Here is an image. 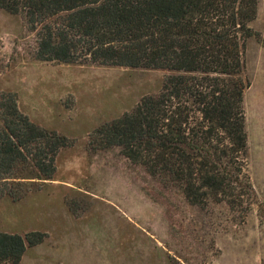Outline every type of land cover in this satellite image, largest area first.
<instances>
[{
  "label": "trees",
  "instance_id": "trees-1",
  "mask_svg": "<svg viewBox=\"0 0 264 264\" xmlns=\"http://www.w3.org/2000/svg\"><path fill=\"white\" fill-rule=\"evenodd\" d=\"M36 33V58L62 63L167 70L158 95L102 124L90 150L120 147L186 201L205 209L224 203L244 221L254 204L244 93L247 43L261 40L251 23L259 0H0ZM0 198L20 200L32 180H50L72 141L0 96ZM47 235L0 231V264H19Z\"/></svg>",
  "mask_w": 264,
  "mask_h": 264
},
{
  "label": "rangeland",
  "instance_id": "rangeland-1",
  "mask_svg": "<svg viewBox=\"0 0 264 264\" xmlns=\"http://www.w3.org/2000/svg\"><path fill=\"white\" fill-rule=\"evenodd\" d=\"M251 26L261 40L250 38L245 55L248 164L264 201V0ZM36 50L25 18L0 9V96L15 94L32 122L73 142L52 179L32 180L18 201L0 198L1 232L47 235L19 264H264L257 204L244 221L224 203L191 205L120 147L88 146L95 129L158 95L169 71L47 62Z\"/></svg>",
  "mask_w": 264,
  "mask_h": 264
}]
</instances>
